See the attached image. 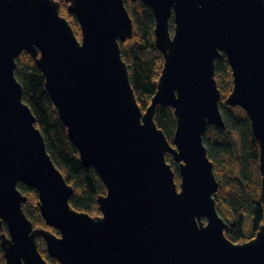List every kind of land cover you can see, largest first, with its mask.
<instances>
[{
    "label": "water",
    "instance_id": "1",
    "mask_svg": "<svg viewBox=\"0 0 264 264\" xmlns=\"http://www.w3.org/2000/svg\"><path fill=\"white\" fill-rule=\"evenodd\" d=\"M0 0V234L4 264H264V214L254 236L233 242L218 213L219 183L203 142L208 126L225 128L215 59L231 70L228 106L241 107L259 147L264 207V0H139L154 17L163 56L156 90L137 102L119 42L132 35L125 0ZM136 1V0H131ZM172 18L173 31L169 28ZM21 51L35 58L44 87L85 168L106 187L101 215L69 203L73 187L46 150L15 76ZM173 108L172 144L154 122L156 105ZM178 163L179 182L165 159ZM34 188L46 225L22 209Z\"/></svg>",
    "mask_w": 264,
    "mask_h": 264
},
{
    "label": "trees",
    "instance_id": "2",
    "mask_svg": "<svg viewBox=\"0 0 264 264\" xmlns=\"http://www.w3.org/2000/svg\"><path fill=\"white\" fill-rule=\"evenodd\" d=\"M58 1L59 14L68 20L80 39V26L76 17L68 12V3L65 0ZM125 5L133 27L131 37L119 42L121 56L126 63L137 102L144 111L155 93L163 56L155 47L154 17L149 6L139 0H125ZM169 28L172 32L171 17ZM15 76L22 85L23 101L35 116L36 127L44 137L48 154L73 187L69 203L73 208L90 215L99 214L97 197L105 193V186L93 167L85 168L81 164L78 151L68 138L66 127L46 92L43 73L37 67L35 58L26 51H21L16 57ZM215 79L221 94L219 108L225 128L208 126L203 142L219 183L214 198L218 213L228 224L225 235L233 242H243L254 236L264 214L258 171L259 147L245 111L239 106L232 107L225 103L232 88L231 70L225 55L215 59ZM154 122L172 144L176 126L173 108L156 105ZM165 159L174 170L178 183V163L168 153ZM18 188L27 197L22 209L33 226L47 228L57 234V230L46 225L39 213L36 190L24 183H19ZM6 229L3 222L0 231L6 232ZM37 247L49 264H60L48 255L42 238H38ZM0 264H4L1 246Z\"/></svg>",
    "mask_w": 264,
    "mask_h": 264
},
{
    "label": "bare ground",
    "instance_id": "3",
    "mask_svg": "<svg viewBox=\"0 0 264 264\" xmlns=\"http://www.w3.org/2000/svg\"><path fill=\"white\" fill-rule=\"evenodd\" d=\"M178 184V183H177ZM105 186V185H104ZM20 190V189H19ZM21 191V190H20ZM21 193H22V191H21ZM23 194V193H22ZM106 194V187H105V193L104 194H100V195H105ZM25 195V194H24ZM98 208H99V206H98ZM40 213V212H39ZM98 215H101V212H100V209H99V214H97V215H94V216H98ZM93 216V215H92ZM45 229H47V228H45ZM47 230H49V229H47ZM38 238H41V237H38ZM38 238H37V240H38ZM43 240V239H42ZM44 241V240H43ZM45 247H46V245H45Z\"/></svg>",
    "mask_w": 264,
    "mask_h": 264
},
{
    "label": "rangeland",
    "instance_id": "4",
    "mask_svg": "<svg viewBox=\"0 0 264 264\" xmlns=\"http://www.w3.org/2000/svg\"><path fill=\"white\" fill-rule=\"evenodd\" d=\"M58 2H59V1H58ZM66 2H67V1H66ZM67 3H68V2H67ZM67 6H68V5H67ZM61 16H62V15H61ZM76 20H77V19H76ZM38 201H39V200H38V195H37V201H36V202H37V206H38ZM38 208H39V207H38ZM1 226H2V225H1ZM1 226H0V227H1ZM42 228H43V227H42ZM2 232H4V231H0V233H2ZM5 233H6V232H5Z\"/></svg>",
    "mask_w": 264,
    "mask_h": 264
},
{
    "label": "flooded vegetation",
    "instance_id": "5",
    "mask_svg": "<svg viewBox=\"0 0 264 264\" xmlns=\"http://www.w3.org/2000/svg\"><path fill=\"white\" fill-rule=\"evenodd\" d=\"M6 233H7V229H6Z\"/></svg>",
    "mask_w": 264,
    "mask_h": 264
}]
</instances>
